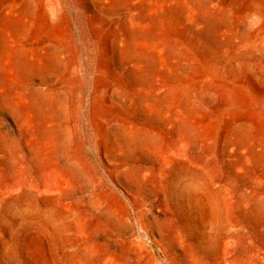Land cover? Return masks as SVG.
<instances>
[{
    "label": "rangeland",
    "instance_id": "374dc122",
    "mask_svg": "<svg viewBox=\"0 0 264 264\" xmlns=\"http://www.w3.org/2000/svg\"><path fill=\"white\" fill-rule=\"evenodd\" d=\"M0 264H264V0H0Z\"/></svg>",
    "mask_w": 264,
    "mask_h": 264
},
{
    "label": "bare ground",
    "instance_id": "6f19581e",
    "mask_svg": "<svg viewBox=\"0 0 264 264\" xmlns=\"http://www.w3.org/2000/svg\"><path fill=\"white\" fill-rule=\"evenodd\" d=\"M189 195V194H188ZM188 197H190V196H188ZM52 223V222H51Z\"/></svg>",
    "mask_w": 264,
    "mask_h": 264
}]
</instances>
